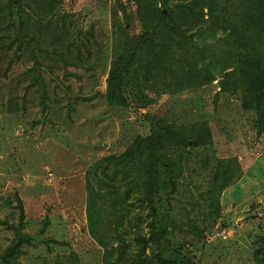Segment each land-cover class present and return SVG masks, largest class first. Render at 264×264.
<instances>
[{
  "label": "rangeland",
  "instance_id": "rangeland-1",
  "mask_svg": "<svg viewBox=\"0 0 264 264\" xmlns=\"http://www.w3.org/2000/svg\"><path fill=\"white\" fill-rule=\"evenodd\" d=\"M20 2L2 0L13 24L0 46V264L18 244L9 264H104L87 224L86 172L159 119L205 122L211 132V144L173 154L183 174L167 247L183 246L193 264H264V135L254 111L218 93L219 79L175 95L149 84L145 107L134 97L111 106L104 99L111 61L127 35L140 33L132 0ZM21 10L36 50L16 57L5 48L27 42Z\"/></svg>",
  "mask_w": 264,
  "mask_h": 264
},
{
  "label": "trees",
  "instance_id": "trees-1",
  "mask_svg": "<svg viewBox=\"0 0 264 264\" xmlns=\"http://www.w3.org/2000/svg\"><path fill=\"white\" fill-rule=\"evenodd\" d=\"M20 1L28 7L33 0ZM132 2L140 33L127 35L111 61L105 101L127 107L134 97L143 108L150 103L141 98L149 84L175 95L219 79L218 93L238 96L242 106L255 113L257 135H264V0ZM9 7L0 0V46L13 24L5 20ZM16 15L27 42L15 50L10 42L5 50L20 57L24 50H36L31 46L35 36L30 16ZM209 144L205 122L172 124L159 119L146 137H137L121 154L91 166L85 175L87 224L103 249L104 264H193L183 246L166 245V222L183 174L173 154ZM258 221L264 223V212ZM18 245L7 250L4 264L10 263Z\"/></svg>",
  "mask_w": 264,
  "mask_h": 264
}]
</instances>
